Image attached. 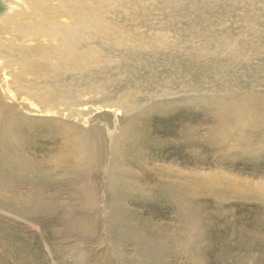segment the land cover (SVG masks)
Returning a JSON list of instances; mask_svg holds the SVG:
<instances>
[{
    "label": "rangeland",
    "instance_id": "374dc122",
    "mask_svg": "<svg viewBox=\"0 0 264 264\" xmlns=\"http://www.w3.org/2000/svg\"><path fill=\"white\" fill-rule=\"evenodd\" d=\"M77 26L82 38L73 43ZM21 95L53 113L33 111ZM82 104L86 114L74 119ZM132 123L148 142L126 155ZM15 125L27 144L46 146L69 137L67 127L87 167L79 174L57 167L48 184H0V237L22 253L32 249L42 264H146L134 242L122 241L121 251L112 245L107 224L114 206L115 215L151 217L161 230L187 217L158 203L145 182L130 185L153 170L188 181L200 230L264 234V0H0L4 155L12 149L1 130ZM27 144L29 156L19 158L38 149ZM34 208L43 224L28 216ZM185 251L175 257L180 264Z\"/></svg>",
    "mask_w": 264,
    "mask_h": 264
},
{
    "label": "bare ground",
    "instance_id": "6f19581e",
    "mask_svg": "<svg viewBox=\"0 0 264 264\" xmlns=\"http://www.w3.org/2000/svg\"><path fill=\"white\" fill-rule=\"evenodd\" d=\"M60 29L61 27L59 26L58 30ZM70 32V40L73 43H79L82 38V33L79 26ZM18 63L25 64V60L21 58V63L20 61ZM3 78L4 79L2 80V83L4 85L5 94L12 95L13 91L11 90L8 81L5 79L6 76ZM59 80L63 79L61 77L55 78L53 80L54 85H57ZM46 86H49L48 89L51 88L48 83ZM20 98L21 102L28 101L27 106L30 109H33L36 106L34 101H31L28 97L21 95ZM83 105L84 104L81 105L83 108L79 109L78 113L76 114L77 118L75 117L74 119L78 120L86 114ZM100 108L104 107L100 106L99 104H97V106L95 105V109ZM39 109L40 108L33 109V111H40V113L45 114V116H49L51 113H53V111L50 109ZM106 109H110V111H112L111 106ZM69 115L74 116L71 113ZM79 115H81V117ZM129 127L130 131L124 132V150L126 155H128V152H134V150L143 152V149L141 148L147 144L148 138L146 136L140 137V131H138L136 124L132 123L129 125ZM64 128L66 129L65 132L69 135V137L64 138L63 136H59L58 139H54L55 141L50 146H46V144L41 145L40 142V145H38V142V144H33L34 142L32 140H29L30 142L27 144L28 139H23L19 136L21 129L18 128V125H15L11 128H8L7 126L3 127L1 130V136H4V134L7 133L8 147L12 149V151L7 150L5 153V155L8 154L7 156H5L2 151H0V161L2 162L0 170V184H6L9 180L33 182L36 184H48V182L54 181V169L56 170L57 167H59V169L67 168L64 170L66 173H68L69 169L77 174L83 172L84 168L87 167L82 166L84 165V160L82 161L81 159H78L80 150H82L81 141L78 137L77 139H74L71 133L69 134L68 128ZM12 136L14 137L12 138ZM24 144H27V146L29 145L30 147L32 146L35 148V150L38 148L34 154L31 152L33 149L28 147L31 149L30 158L32 159L29 158L26 160V158L18 157L20 154L27 157L29 156L25 155L26 153L23 147ZM132 145L136 147L134 150L131 148L133 147ZM12 153L14 154L11 155ZM137 156V152L132 156L134 161L141 160V158ZM50 157L61 159L64 165H61V162H59V166H56L50 162V164L48 163L49 167L50 165H53V167L49 168L46 162H49L48 160ZM120 157L121 154L119 158ZM56 171L59 173L60 170L58 171L57 169ZM121 171L123 170L121 169ZM153 171L154 172L147 171L148 173L145 174V177H143L144 174L139 178L133 177L135 182L131 183L130 185L139 182H142L143 185V182H145L146 184L143 186L146 187L147 190L151 189L153 194L155 193V196L153 195L152 197H155V199L158 200V203L165 202L167 204H174L177 208L181 209V211H188L189 214L177 226L174 224H166V226L163 227L161 225L163 228L161 230L157 227L160 225L151 217H145V219L142 221L136 220L137 218H135V213H132L128 210L125 213H118L115 215V213L118 211V206H114V215H109V223L107 224L108 229L112 233L110 240L112 241V245L114 247L119 248L120 251L121 249L126 250L122 244V241L134 242L138 246L139 250L137 248L136 249L139 256L144 259L146 264H180L178 263L180 260L177 262L175 257H178V252L183 251L184 249L186 250V264L187 261L188 264H264V234H254L256 232H239L238 234L229 233L227 235L218 236L207 234L206 232L200 230V222H202V220H196L197 218L193 213V209L190 208L191 191L189 185L187 184L188 181L180 177H175L173 179L165 178L159 170ZM125 175L126 173L119 177V179L124 181ZM12 197L14 196L10 195L9 197H6L2 200V202H4L6 206H12V202L8 199ZM13 208L15 209V206ZM25 215H27V213ZM39 215V208H34L28 213V216L31 219H34L35 222L43 224L41 217V220L39 219ZM159 219H161V217ZM150 220L151 222H149ZM74 223L76 227L79 228V231L85 230V226L80 221H74ZM152 227L157 228V230H152ZM158 230H161L162 232H159ZM0 244L2 246L1 250L4 251L3 256L0 258V264H42L39 261V255L31 252L33 251L32 249L31 251L26 249L25 252L22 250V253L21 248H15L13 243L11 246L7 240H3L1 237ZM251 249L256 250L257 254H251ZM105 264H113V262L106 258Z\"/></svg>",
    "mask_w": 264,
    "mask_h": 264
}]
</instances>
